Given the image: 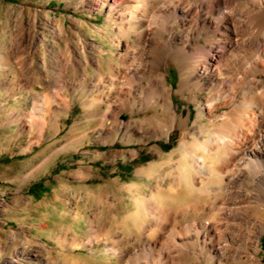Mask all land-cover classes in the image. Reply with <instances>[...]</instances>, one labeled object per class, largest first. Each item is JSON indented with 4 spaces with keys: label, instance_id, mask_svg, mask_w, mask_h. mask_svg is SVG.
Returning a JSON list of instances; mask_svg holds the SVG:
<instances>
[{
    "label": "rangeland",
    "instance_id": "obj_1",
    "mask_svg": "<svg viewBox=\"0 0 264 264\" xmlns=\"http://www.w3.org/2000/svg\"><path fill=\"white\" fill-rule=\"evenodd\" d=\"M104 1L0 0V264H142L155 257L147 248L157 244L149 243L145 222L159 208L196 200L182 143L206 138L211 118L198 115L208 93L194 101L197 91L174 92L177 112L190 116L184 138L181 129L169 138L145 134L152 129L144 123L146 109L137 115L124 108L118 118L124 125L115 128L107 115L109 80L134 37L121 35L120 20L114 21L128 14L121 0ZM239 6L250 7L247 0ZM176 35H183L178 26ZM161 70L177 91V64ZM230 109L220 106L214 114L222 120ZM236 191L240 220L244 213L263 224L257 250L248 253L264 264V182L241 183ZM209 213L188 211L172 221L199 222ZM126 251L119 262L116 255ZM229 256L214 264H232ZM189 264L212 263L195 258Z\"/></svg>",
    "mask_w": 264,
    "mask_h": 264
},
{
    "label": "bare ground",
    "instance_id": "obj_2",
    "mask_svg": "<svg viewBox=\"0 0 264 264\" xmlns=\"http://www.w3.org/2000/svg\"><path fill=\"white\" fill-rule=\"evenodd\" d=\"M240 1L118 3L128 12L114 19L120 20L119 33L127 38L133 35L134 41L119 57L107 86L111 103L107 115L114 120L115 128L124 125L118 121L124 108L137 115L146 109L149 114L144 123L152 129L145 134L169 138L173 131L181 129L184 138L190 116L177 112L174 92L197 91L194 101L202 93H208L205 106L199 105L198 119L204 112L211 118L203 141L182 143L181 158H188L193 168L191 185L196 200L178 207L159 208L154 212L155 218L145 222L142 227L148 233L149 243L157 244L147 248L155 257H148L142 264H189L195 258L214 264L228 252V262L232 259V264L258 263L256 254L250 257L248 252L251 247L257 250V226L263 224L244 213L241 221V210L235 200L241 196L236 185L246 182L253 187L264 182V0H247L249 8L240 7ZM177 26L183 35H176ZM188 31L191 33L184 34ZM148 42L150 50L145 49ZM129 59L136 64H129ZM170 62L181 70L177 91L168 85L167 75L161 70ZM259 88L260 95H256ZM220 106L231 108L222 114V120L214 114ZM131 124L125 125L129 128ZM229 167L231 171H227ZM203 194L208 196L206 200ZM188 211L196 217H204L208 212L211 215L199 222L193 219V224L172 221ZM260 211L264 213V209ZM236 238L240 241L237 247L233 243ZM127 254L128 251L122 252L116 257L123 263ZM126 264L137 263L130 259Z\"/></svg>",
    "mask_w": 264,
    "mask_h": 264
}]
</instances>
